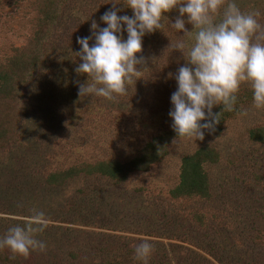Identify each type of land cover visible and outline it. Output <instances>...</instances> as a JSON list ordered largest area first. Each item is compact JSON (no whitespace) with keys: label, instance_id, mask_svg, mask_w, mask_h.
Listing matches in <instances>:
<instances>
[{"label":"rangeland","instance_id":"obj_1","mask_svg":"<svg viewBox=\"0 0 264 264\" xmlns=\"http://www.w3.org/2000/svg\"><path fill=\"white\" fill-rule=\"evenodd\" d=\"M237 3L242 11L258 10L264 30V0ZM57 5L61 14L44 46L47 65L25 83H14L13 94H0V131L6 130L0 135V237L10 226H23L16 217L42 210L50 223L36 238L47 250L10 259L4 248L0 259L6 264H140L134 246L149 237L148 264H264V142L249 135L264 127V110L252 106L250 86L241 84L234 111L221 109L217 133L204 130V138L195 141L176 138L170 96L176 90L174 74L186 61L168 45L188 36L170 27L178 15L174 9L163 13L161 30L143 37L136 55L144 60L126 95L117 102L80 97L79 86L90 81L75 71L82 62L77 38L90 34L93 20L106 26L100 17L111 8L108 0H0V64L24 53L46 17L42 9ZM123 8L118 15H132ZM185 27L192 28L187 22ZM242 109L247 115H240ZM165 132L171 134L167 153L146 171L123 180L84 172L50 177L100 160H130ZM203 146L216 154L204 166L210 197H172L183 157Z\"/></svg>","mask_w":264,"mask_h":264},{"label":"clouds","instance_id":"obj_2","mask_svg":"<svg viewBox=\"0 0 264 264\" xmlns=\"http://www.w3.org/2000/svg\"><path fill=\"white\" fill-rule=\"evenodd\" d=\"M108 2L111 8L100 17L106 26L100 27L93 20L90 34L77 38L80 49L76 54L82 62L75 71L87 74L90 81L79 86L80 97L94 95L117 102L126 95L129 84L137 80V66L144 60L136 55L142 51L143 37L161 30L166 17L163 13L175 9L178 15L170 27L188 36L168 45L171 51H180L186 61L174 74L176 90L170 96L168 115L176 138L202 140L204 130H214L220 121V111L213 113V107L221 105L224 111H234L241 84L250 86L252 106L264 110V30L258 22V10L242 11L237 0ZM117 5L131 9L132 15H118L121 8ZM186 22L191 30L186 29ZM240 115H247V110L242 109ZM16 219L23 226H10L0 237V249L7 248L10 259L46 252V242L36 238V233L49 226L45 212L32 209L29 215ZM152 251L151 238L144 237L134 246V259L148 264Z\"/></svg>","mask_w":264,"mask_h":264},{"label":"trees","instance_id":"obj_3","mask_svg":"<svg viewBox=\"0 0 264 264\" xmlns=\"http://www.w3.org/2000/svg\"><path fill=\"white\" fill-rule=\"evenodd\" d=\"M66 0H64L65 2ZM60 6L42 9V14L46 17L42 20L30 46L23 51H19L15 56L9 59L8 63L0 64V94L6 96L14 93V83L20 84L28 77L34 75L40 69L47 65V55L44 49L46 43L52 38V32L60 17ZM122 9V6L120 7ZM124 9V8H123ZM123 11V10H122ZM120 11L118 12V14ZM32 47V48H30ZM29 51L26 53V50ZM23 84V83H22ZM4 92V93H3ZM222 107V106H221ZM222 108L213 110V113H218ZM222 115V116H221ZM224 114H219V122L215 125L214 130L217 133L221 128V121ZM210 119V118H209ZM203 123V121H202ZM4 128L0 131L3 134ZM6 134L5 133L3 135ZM251 139L259 142H264V127H256L250 130ZM1 137V136H0ZM171 134L165 132L150 140L141 152H137L133 158L127 161L118 159L100 160L93 164H83L80 166L71 167L64 172L52 174L51 179L66 178L79 175L80 173H98L108 176L114 180H123L130 173L135 171H146L151 165L159 162L167 153V145L171 140ZM216 159V154L209 146H203L197 149L194 153L184 156L182 159L179 182L170 190L172 197H184L198 195L203 198H209L211 195V187L209 177L204 168L206 163H213ZM2 264L5 261L0 259ZM112 264V263H107Z\"/></svg>","mask_w":264,"mask_h":264}]
</instances>
